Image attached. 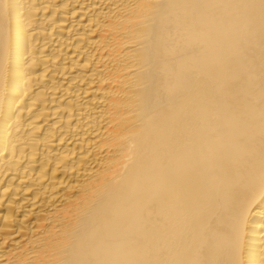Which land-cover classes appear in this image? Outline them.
<instances>
[{
	"label": "bare ground",
	"instance_id": "obj_1",
	"mask_svg": "<svg viewBox=\"0 0 264 264\" xmlns=\"http://www.w3.org/2000/svg\"><path fill=\"white\" fill-rule=\"evenodd\" d=\"M0 264H264V0H0Z\"/></svg>",
	"mask_w": 264,
	"mask_h": 264
}]
</instances>
